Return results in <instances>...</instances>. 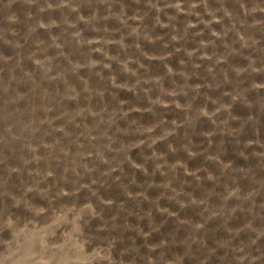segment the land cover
<instances>
[{"label":"rangeland","instance_id":"374dc122","mask_svg":"<svg viewBox=\"0 0 264 264\" xmlns=\"http://www.w3.org/2000/svg\"><path fill=\"white\" fill-rule=\"evenodd\" d=\"M0 264H264V0H0Z\"/></svg>","mask_w":264,"mask_h":264}]
</instances>
